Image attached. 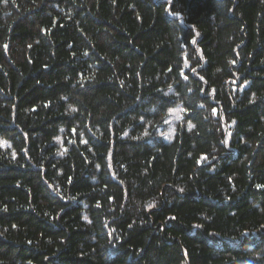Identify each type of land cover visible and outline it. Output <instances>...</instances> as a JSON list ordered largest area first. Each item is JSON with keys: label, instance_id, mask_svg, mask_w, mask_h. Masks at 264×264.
<instances>
[{"label": "trees", "instance_id": "obj_1", "mask_svg": "<svg viewBox=\"0 0 264 264\" xmlns=\"http://www.w3.org/2000/svg\"><path fill=\"white\" fill-rule=\"evenodd\" d=\"M0 264H264V0H0Z\"/></svg>", "mask_w": 264, "mask_h": 264}, {"label": "rangeland", "instance_id": "obj_2", "mask_svg": "<svg viewBox=\"0 0 264 264\" xmlns=\"http://www.w3.org/2000/svg\"><path fill=\"white\" fill-rule=\"evenodd\" d=\"M169 131H170V128H168V126L165 128V132L166 133L165 135H168L169 134Z\"/></svg>", "mask_w": 264, "mask_h": 264}]
</instances>
